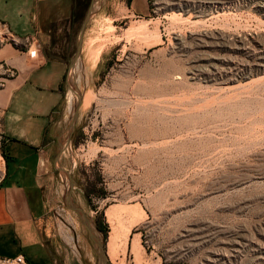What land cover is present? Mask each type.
<instances>
[{
	"label": "rangeland",
	"instance_id": "obj_1",
	"mask_svg": "<svg viewBox=\"0 0 264 264\" xmlns=\"http://www.w3.org/2000/svg\"><path fill=\"white\" fill-rule=\"evenodd\" d=\"M72 19L36 39L67 62L44 167L64 255L264 264V0H75ZM5 45L24 51L0 24ZM108 206L133 209L114 254Z\"/></svg>",
	"mask_w": 264,
	"mask_h": 264
},
{
	"label": "crops",
	"instance_id": "obj_2",
	"mask_svg": "<svg viewBox=\"0 0 264 264\" xmlns=\"http://www.w3.org/2000/svg\"><path fill=\"white\" fill-rule=\"evenodd\" d=\"M74 2L0 0V24L11 36L35 37L48 49L50 41L70 37ZM0 62L14 70L0 84V257L74 264L75 254L64 255L52 229L44 170L58 138L67 62L41 50L29 58L11 45L0 48Z\"/></svg>",
	"mask_w": 264,
	"mask_h": 264
},
{
	"label": "bare ground",
	"instance_id": "obj_3",
	"mask_svg": "<svg viewBox=\"0 0 264 264\" xmlns=\"http://www.w3.org/2000/svg\"><path fill=\"white\" fill-rule=\"evenodd\" d=\"M121 7V6H120ZM125 7V6H124ZM127 13H125V16ZM140 23H137L135 26H133V28H141L142 26L139 25ZM146 25V24H145ZM144 26V24H143ZM127 29V28H126ZM132 31V30H131ZM148 31V30H147ZM129 32V31H128ZM2 160V159H1ZM2 165V164H1ZM109 207V206H108ZM106 209L105 211V216H106V219H107V222L109 223L110 225V232H109V236H108V241H107V251L111 254H114V250L116 248V240L118 239V237L120 238V236H123V235H120L119 236V233H122L120 231L121 229V226H125L124 222L122 220H124L126 217H130L132 216V210L131 208H126V207H109ZM137 210V208H136ZM134 212V211H133ZM133 217V216H132ZM132 217L130 218V220L132 219ZM126 220V219H125ZM128 220V219H127ZM126 220V221H127ZM128 222H131L128 220ZM133 222V221H132ZM128 225V223H127ZM131 225V224H130ZM125 228V227H124ZM125 231V230H124ZM130 229H129V226L126 230V232H124L125 236H124V240H126V238L128 237V233H129ZM122 239V240H123ZM136 240V239H135ZM134 239H132V248L133 250H135L136 248V244L137 242L135 241ZM124 242V241H123ZM116 243V244H115ZM119 246V245H118ZM115 247V248H114ZM116 251V250H115ZM139 254V253H138ZM114 256V255H113Z\"/></svg>",
	"mask_w": 264,
	"mask_h": 264
},
{
	"label": "built area",
	"instance_id": "obj_4",
	"mask_svg": "<svg viewBox=\"0 0 264 264\" xmlns=\"http://www.w3.org/2000/svg\"><path fill=\"white\" fill-rule=\"evenodd\" d=\"M11 40L16 43L20 40V44L24 47V52L27 54L29 58H33L38 51V44L36 43V38L32 36H23V37H13L11 36ZM2 63L0 62V66ZM5 71L8 72L10 76L14 74V71L11 67H5ZM1 139V137H0ZM0 261L7 264H26L24 257L21 254H17L11 258L9 257H0Z\"/></svg>",
	"mask_w": 264,
	"mask_h": 264
},
{
	"label": "water",
	"instance_id": "obj_5",
	"mask_svg": "<svg viewBox=\"0 0 264 264\" xmlns=\"http://www.w3.org/2000/svg\"><path fill=\"white\" fill-rule=\"evenodd\" d=\"M87 14H88V13H86V14H85V16H84V19H83V22H82V24H81L80 30H81V28H82V26H83V24H84V22H85V18H87V17H88V15H87ZM80 30H79V36H78V37H79V39H80V34H81V33H80Z\"/></svg>",
	"mask_w": 264,
	"mask_h": 264
}]
</instances>
